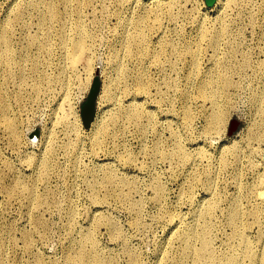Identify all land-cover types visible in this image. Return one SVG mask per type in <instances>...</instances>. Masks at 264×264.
Returning a JSON list of instances; mask_svg holds the SVG:
<instances>
[{
	"label": "rangeland",
	"instance_id": "obj_1",
	"mask_svg": "<svg viewBox=\"0 0 264 264\" xmlns=\"http://www.w3.org/2000/svg\"><path fill=\"white\" fill-rule=\"evenodd\" d=\"M171 1L0 0V264H264V0Z\"/></svg>",
	"mask_w": 264,
	"mask_h": 264
},
{
	"label": "bare ground",
	"instance_id": "obj_2",
	"mask_svg": "<svg viewBox=\"0 0 264 264\" xmlns=\"http://www.w3.org/2000/svg\"><path fill=\"white\" fill-rule=\"evenodd\" d=\"M150 3L151 2H153V3H163V2H165V1H171V0H148ZM175 1V0H174ZM230 4H239V0H227ZM171 2H173V1H171ZM198 2L199 3H201L202 2V0H198ZM224 2H226V1H224V0H216V5L217 6H219L220 4H222V3H224ZM203 3V2H202ZM52 14H53V7H51L50 8V15L52 16ZM148 17V15H140V17H139V19L141 20V19H146ZM155 17L156 18H159V16L158 15H155ZM130 20H132V19H130ZM131 22V21H130ZM128 24V23H127ZM134 25V24H133ZM132 25V26H133ZM136 26H138L137 27V31H136V33L134 34V38L131 40V38L129 39V34H131V33H129V34H127V32L125 33V37L123 38V43H124V51H131V49H130V46H131V43L132 44H135L136 42H140L141 43V45L144 43V41H145V33H144V30H143V27H145V25L143 26V25H141L139 22H136ZM135 28V27H134ZM142 28V29H141ZM129 31V30H128ZM146 31V30H145ZM6 32H7V29H5V30H3V32H2V35H1V39H2V42L4 43V45H5V53H4V55H3V59H4V61H6V64H11L12 63V61L13 60H11V56H13V55H11V50H10V45H9V39L7 38V36H6ZM134 32V31H133ZM218 32V31H217ZM225 32V29H221L220 30V34L218 35V36H220V35H222L223 33ZM208 33V32H207ZM227 33V32H226ZM87 35H89V32L86 30L85 31V29H84V27H81L80 28V34H79V37L75 40V42H74V44H73V47H72V49H71V51L70 52H68V54L70 55V59H71V62H72V65H71V68H74L75 67V65L79 62V59H80V57H81V55L83 54V53H85V51H87V50H89V45H88V43H87V39H86V37H87ZM202 35V34H201ZM131 36V35H130ZM218 36H216L215 37V39L213 40V38H212V40H213V42H212V44H214V45H217V42L219 43L220 41H218V40H220V39H218L219 37ZM37 38V37H36ZM63 40V44H66V39L63 37L62 38ZM40 40V39H39ZM135 40V41H134ZM137 40V41H136ZM0 42H1V40H0ZM147 42V41H146ZM140 45V46H141ZM144 46L145 45H143V47H141V49L139 50V54H140V52H142L144 49L146 50V48H144ZM146 46H147V44H146ZM138 47V46H137ZM148 47V46H147ZM140 48V47H139ZM133 50V49H132ZM148 50V49H147ZM134 52V51H133ZM189 52H192L193 54V61H192V63L193 64H195L196 62H197V58L195 57L196 56V54H197V51L196 50H189ZM134 54V53H133ZM143 54V53H142ZM141 54V55H142ZM13 59V58H12ZM14 59H15V57H14ZM14 62H15V60H14ZM216 63H217V61H215ZM88 72V71H87ZM89 72H91L90 70H89ZM88 72V73H89ZM91 74V73H90ZM88 76V75H87ZM89 77V76H88ZM225 78L227 79L228 77L227 76H225ZM210 81V80H209ZM204 82V84H206V85H210V84H212V82ZM83 83V82H82ZM0 97H2V95L0 94ZM5 109H6V107L4 106V105H2L1 107H0V113H5ZM97 117V116H96ZM214 118L216 119V120H218V121H220L221 120V115H220V113L219 112H217L215 115H214ZM96 119V118H95ZM93 120L92 121V123H91V125L93 126L94 124H95V122H96V120ZM8 124V127L10 128V129H12V127H13V123H7ZM105 130V127L104 126H102V127H100V129H99V131L100 132H102V131H104ZM106 131V130H105ZM99 132V133H100ZM102 134V133H101ZM100 138V137H99ZM98 141H100V140H98V136H96L95 137V143L96 144H98L99 142ZM47 164V163H46ZM263 191H261L260 192V195L262 194L263 195ZM205 230V229H204ZM202 231V232H198V231H191V232H186L185 233V236H193V235H195V236H197V235H201V237L203 238V249L201 250V251H199L198 253H197V255H196V257H198V259H199V261H202L204 258H205V254H206V252H205V250L208 248V243H209V241H208V239H207V232L206 231ZM1 242V241H0ZM1 244V243H0ZM187 249H190V246L188 245L187 247H186ZM197 264H199V263H197Z\"/></svg>",
	"mask_w": 264,
	"mask_h": 264
},
{
	"label": "water",
	"instance_id": "obj_3",
	"mask_svg": "<svg viewBox=\"0 0 264 264\" xmlns=\"http://www.w3.org/2000/svg\"><path fill=\"white\" fill-rule=\"evenodd\" d=\"M215 1L216 0H205V3L207 5H213ZM100 87H101V81L97 74L96 77L94 78V82L90 89L89 96L82 105L81 114H82V119H83L85 126H89L92 123L93 119L95 118L96 102H97V97L100 91ZM234 122L235 121H232V123ZM231 129H233V124L230 127V130Z\"/></svg>",
	"mask_w": 264,
	"mask_h": 264
}]
</instances>
